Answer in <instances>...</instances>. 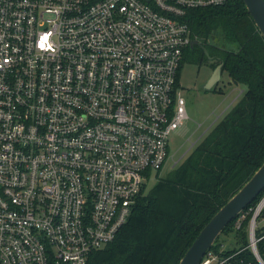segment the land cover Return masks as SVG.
Segmentation results:
<instances>
[{
    "label": "built area",
    "instance_id": "obj_1",
    "mask_svg": "<svg viewBox=\"0 0 264 264\" xmlns=\"http://www.w3.org/2000/svg\"><path fill=\"white\" fill-rule=\"evenodd\" d=\"M227 1L0 0V264H86L114 239L188 118L184 15ZM232 220L197 264H264V189Z\"/></svg>",
    "mask_w": 264,
    "mask_h": 264
},
{
    "label": "trees",
    "instance_id": "obj_2",
    "mask_svg": "<svg viewBox=\"0 0 264 264\" xmlns=\"http://www.w3.org/2000/svg\"><path fill=\"white\" fill-rule=\"evenodd\" d=\"M184 21L196 43L183 49L177 81L186 62L212 59L229 83L244 89L182 159L160 171L114 239L90 252L86 264H177L204 224L264 161V38L243 0L189 8ZM219 243L216 238L213 246Z\"/></svg>",
    "mask_w": 264,
    "mask_h": 264
},
{
    "label": "rangeland",
    "instance_id": "obj_3",
    "mask_svg": "<svg viewBox=\"0 0 264 264\" xmlns=\"http://www.w3.org/2000/svg\"><path fill=\"white\" fill-rule=\"evenodd\" d=\"M212 61L209 59L200 65L186 62L180 70V91L185 98L188 118L180 129L171 133V155L161 171L162 175L188 153L202 132L222 118L244 89L240 84L229 83L226 72L221 74L215 84L217 88L221 87L223 92L207 89L206 83L214 67L211 65ZM154 181L155 179H152L148 182L146 190L152 187ZM229 230L217 237L224 247H231L236 242L237 237L233 236L231 227Z\"/></svg>",
    "mask_w": 264,
    "mask_h": 264
},
{
    "label": "water",
    "instance_id": "obj_4",
    "mask_svg": "<svg viewBox=\"0 0 264 264\" xmlns=\"http://www.w3.org/2000/svg\"><path fill=\"white\" fill-rule=\"evenodd\" d=\"M246 9L264 38V0H243ZM196 40L190 41V45ZM222 65L217 64L207 80L212 88L220 79ZM264 189V161L249 179L210 217L187 247L177 264H197L225 226Z\"/></svg>",
    "mask_w": 264,
    "mask_h": 264
},
{
    "label": "bare ground",
    "instance_id": "obj_5",
    "mask_svg": "<svg viewBox=\"0 0 264 264\" xmlns=\"http://www.w3.org/2000/svg\"><path fill=\"white\" fill-rule=\"evenodd\" d=\"M232 230V229H231Z\"/></svg>",
    "mask_w": 264,
    "mask_h": 264
}]
</instances>
